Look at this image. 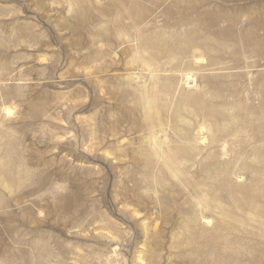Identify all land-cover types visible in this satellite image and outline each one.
Segmentation results:
<instances>
[{"label":"rangeland","instance_id":"rangeland-1","mask_svg":"<svg viewBox=\"0 0 264 264\" xmlns=\"http://www.w3.org/2000/svg\"><path fill=\"white\" fill-rule=\"evenodd\" d=\"M260 192L264 0H0V264H264Z\"/></svg>","mask_w":264,"mask_h":264},{"label":"bare ground","instance_id":"bare-ground-1","mask_svg":"<svg viewBox=\"0 0 264 264\" xmlns=\"http://www.w3.org/2000/svg\"><path fill=\"white\" fill-rule=\"evenodd\" d=\"M175 1L177 2V0H175ZM178 1H179V0H178ZM111 2H112V1H111ZM180 2H181V1H180ZM134 5H135V4H134ZM188 5H189V4H188ZM113 6H114V5H113ZM183 6H184V5H183ZM187 7H188V6H187ZM189 8H190L191 10H194V9H198L199 7L196 6V5H194V4H192V3H190V7H189ZM189 8H188V9H189ZM133 9H134V8H133ZM130 10H131V9H130ZM192 12H194V11H192ZM134 13H135V12H134ZM188 13H189V12H187V14H188ZM188 15H189V14H188ZM188 15H187V16H188ZM124 17H125V16H124ZM141 19H142V18H141ZM141 19H139V17H138V19H136V22L139 23ZM194 21H195V20H194ZM179 23H180V22H179ZM199 23H200V22H199ZM255 24H256V23H255ZM182 35H183V34H182ZM186 35H187V34H186ZM159 41H160V40H159ZM201 42H202V41H201ZM217 45H218V44H217ZM164 47H165V46H164ZM164 47H163V48H164ZM167 52H168V51H167ZM213 54H214V53H213ZM214 58H215V57H214ZM212 61H213V60H212ZM10 164H11V162H10ZM14 164H15V163H14ZM12 165H13V164H12ZM202 166H203V165H202ZM204 166H205V165H204ZM15 168H16V167H15ZM205 169H206V168H205ZM230 171H231V170H230ZM14 172H15V171H14ZM6 174H7V173H6ZM195 177H196V176H195ZM16 179H17V178H16ZM12 182H13V181H12ZM23 182H24V181H23ZM234 182H235V181H234ZM15 183H16V182H15ZM17 184H18V183H17ZM6 188H7V187H6ZM258 190H259V189H258ZM140 192H141V191H140ZM257 192H259V191H257ZM229 195H231V194H229ZM232 195H233V194H232ZM262 195H263V194H262L261 192L259 193V195H258V194L255 195V196H256V200H257V199L260 200V198L262 197ZM263 196H264V195H263ZM262 199H263V198H262ZM262 199H261V200H262ZM248 200H249V199H248ZM243 202H244V201H243ZM243 204H244V203H243ZM246 205H247V204H246ZM258 205H259V204H258ZM261 205H262V204H261ZM245 207H246V206H245ZM245 207H244V208H245ZM254 208H255V207H254ZM257 208H258V207H257ZM258 209H260V208H258ZM262 209L264 210L263 207H262ZM262 209H260V210L263 211ZM189 210H190V209H189ZM255 210H256V209H255ZM192 211H193V210H192ZM250 212H251V211H250ZM257 212H258V211H257ZM263 213H264V212H263ZM187 214H188V213H187ZM199 215H200V214H199ZM100 217H101V216H100ZM195 218H196V217H195ZM100 219H101V218H100ZM188 219H189V218H188ZM220 219H221V218H220ZM186 221H187V220H186ZM189 221H190V220H189ZM196 222H197V221H196ZM224 223H225V222H224ZM196 224H197V223H196ZM198 224H199V223H198ZM198 224H197V225H198ZM229 226H230V225H229ZM196 227H197V226H196ZM219 227H220V226H219ZM221 228H222V227H221ZM224 228L227 229L226 225H225ZM19 229H20V228H19ZM196 229H197V228H196ZM230 229H231V228H230ZM218 230H219V229H218ZM221 230H224V229H221ZM212 231H214V230H212ZM212 231H211V232H212ZM226 231H227V230H226ZM255 231H256V230H255ZM192 232H193V230L191 231V233H192ZM215 232H216V231H215ZM228 232H229V231H228ZM183 233H184V232H183ZM205 233H206V232H205ZM205 233H204V235H205ZM208 233H209V232H208ZM234 233H235V232H234ZM237 233H238V232H237ZM241 233H242V232H241ZM241 233H240V234H241ZM245 233H246V232H245ZM215 234H216V233H215ZM225 234H226V233H225ZM230 234H231V233H230ZM240 234H239V235H240ZM246 234H247V233H246ZM212 235H213V234H212ZM218 235H221V234H218ZM241 235H242V234H241ZM247 235H249V234H247ZM180 236H181V235H180ZM192 236H193V235H192ZM236 236H237V235H236ZM251 236H252V235H251ZM190 237H191V236H190ZM193 237H194V236H193ZM205 237H206V236H205ZM237 240L240 241V242L242 243V236H238V237L236 238V241H237ZM205 241H206V240H205ZM213 241H214V240H213ZM218 242H219V241H218ZM240 242H239V243H240ZM202 243H203V242H202ZM234 243H235V242H234ZM216 244H217V242H216ZM216 244H215V245H216ZM196 245H197V244H196ZM208 245H209V244H208ZM213 245H214V244H213ZM213 245H212V246H213ZM202 246H203V245H202ZM230 246H231V245H230ZM207 247H208V246H207ZM213 247H214V246H213ZM216 247H217V246H216ZM216 247H215V248H216ZM227 247H229L228 244H226V248H227ZM196 248H199V247H196ZM203 248H204V247H203ZM211 249H212V248H211ZM217 249H218V248H217ZM199 250H200V249H199ZM215 250H216V249H215ZM139 253H140V252H139ZM260 255H261V254H260ZM261 256H262V255H261ZM263 257H264V256H263ZM150 258H151V257H150ZM261 259H262V257H261ZM151 260H152V259H151Z\"/></svg>","mask_w":264,"mask_h":264}]
</instances>
